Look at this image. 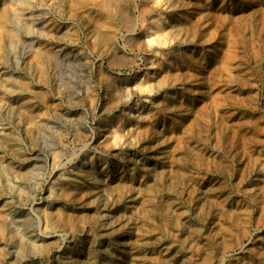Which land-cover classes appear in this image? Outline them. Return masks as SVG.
<instances>
[{
    "label": "rangeland",
    "instance_id": "rangeland-1",
    "mask_svg": "<svg viewBox=\"0 0 264 264\" xmlns=\"http://www.w3.org/2000/svg\"><path fill=\"white\" fill-rule=\"evenodd\" d=\"M0 264H264V0H0Z\"/></svg>",
    "mask_w": 264,
    "mask_h": 264
}]
</instances>
